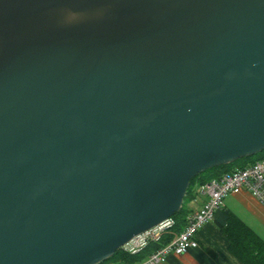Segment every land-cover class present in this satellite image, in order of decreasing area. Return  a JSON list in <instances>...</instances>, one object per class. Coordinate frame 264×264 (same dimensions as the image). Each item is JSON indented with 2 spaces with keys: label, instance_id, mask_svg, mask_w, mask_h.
I'll return each instance as SVG.
<instances>
[{
  "label": "water",
  "instance_id": "obj_1",
  "mask_svg": "<svg viewBox=\"0 0 264 264\" xmlns=\"http://www.w3.org/2000/svg\"><path fill=\"white\" fill-rule=\"evenodd\" d=\"M263 151L264 0H0V264H101Z\"/></svg>",
  "mask_w": 264,
  "mask_h": 264
},
{
  "label": "built area",
  "instance_id": "obj_2",
  "mask_svg": "<svg viewBox=\"0 0 264 264\" xmlns=\"http://www.w3.org/2000/svg\"><path fill=\"white\" fill-rule=\"evenodd\" d=\"M197 192L206 197L202 206L188 214L180 231H174V221L170 218L154 228L132 238L120 250L135 255L150 243L165 244L146 259L135 264H164L170 255H183L198 247L197 234L201 228L213 221L215 213L221 209L223 200L229 195L242 192L250 195L264 210V156L245 168L222 173L198 188Z\"/></svg>",
  "mask_w": 264,
  "mask_h": 264
},
{
  "label": "trees",
  "instance_id": "obj_3",
  "mask_svg": "<svg viewBox=\"0 0 264 264\" xmlns=\"http://www.w3.org/2000/svg\"><path fill=\"white\" fill-rule=\"evenodd\" d=\"M263 155L264 152L254 156L241 158L230 164L207 170L194 177L189 183L180 210L171 217L174 221L172 229L177 232L184 226L186 217L189 214V210L185 204L186 202H191L195 198L194 195L197 194L198 188L222 173L247 167L253 162L260 160ZM205 173H208L207 177L203 176ZM214 217L218 230L228 243L227 250L236 260L241 264H264L263 239L246 226L240 219L227 211L218 210ZM166 241H168V238L164 239L161 243H150L146 248L135 255H129L119 250L109 260L101 264H135L141 262L165 244Z\"/></svg>",
  "mask_w": 264,
  "mask_h": 264
},
{
  "label": "crops",
  "instance_id": "obj_4",
  "mask_svg": "<svg viewBox=\"0 0 264 264\" xmlns=\"http://www.w3.org/2000/svg\"><path fill=\"white\" fill-rule=\"evenodd\" d=\"M194 197L187 207L189 214L198 210L206 199L198 192ZM220 211L233 214L256 234L257 230L254 227H258L264 219V210L245 192L227 196L223 200ZM197 241V248L190 249L183 255H170L164 264H241L227 250L228 243L218 230L215 217L212 222L201 228L197 234Z\"/></svg>",
  "mask_w": 264,
  "mask_h": 264
},
{
  "label": "rangeland",
  "instance_id": "obj_5",
  "mask_svg": "<svg viewBox=\"0 0 264 264\" xmlns=\"http://www.w3.org/2000/svg\"><path fill=\"white\" fill-rule=\"evenodd\" d=\"M264 152V151H263ZM202 174V173H201ZM203 176L207 177L208 176V173H205ZM191 202H186V207H189ZM263 219V218H261ZM256 228V232L258 234V236L264 240V219L261 221V224H258V227H254Z\"/></svg>",
  "mask_w": 264,
  "mask_h": 264
},
{
  "label": "bare ground",
  "instance_id": "obj_6",
  "mask_svg": "<svg viewBox=\"0 0 264 264\" xmlns=\"http://www.w3.org/2000/svg\"><path fill=\"white\" fill-rule=\"evenodd\" d=\"M264 156V155H263Z\"/></svg>",
  "mask_w": 264,
  "mask_h": 264
}]
</instances>
